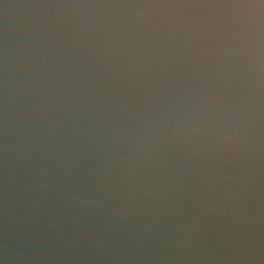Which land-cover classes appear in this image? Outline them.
I'll use <instances>...</instances> for the list:
<instances>
[{"label": "water", "instance_id": "95a60500", "mask_svg": "<svg viewBox=\"0 0 264 264\" xmlns=\"http://www.w3.org/2000/svg\"><path fill=\"white\" fill-rule=\"evenodd\" d=\"M0 264H264V0H0Z\"/></svg>", "mask_w": 264, "mask_h": 264}]
</instances>
